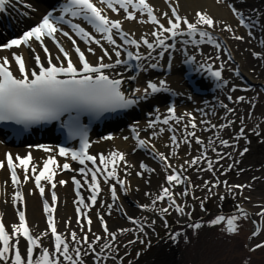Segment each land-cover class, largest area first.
<instances>
[{
  "label": "snow or ice",
  "instance_id": "6c2138e0",
  "mask_svg": "<svg viewBox=\"0 0 264 264\" xmlns=\"http://www.w3.org/2000/svg\"><path fill=\"white\" fill-rule=\"evenodd\" d=\"M17 3H21L24 7H30V5L24 4L23 0H16ZM164 2L171 9L170 14L163 12L161 16L167 19V26L161 22V19L155 14L157 10H154L149 0H98L100 5L104 7H98L94 0H64V3L60 5V15L54 16L53 11L47 12L43 15L40 22L33 26L30 30L23 32L19 38H13L6 43L0 44V50L19 49L21 46L31 48L30 42H36V44L43 50L44 57L36 52L35 48H31L33 53L32 58L39 71H29L25 58L18 52H11V59L9 56H0V122H12L16 125H23L22 130H27L32 125H40L49 123L51 121H61V118L67 116L66 120L61 121V128L67 129L68 139H79L78 149H69L67 147H59L58 150L43 148V151L55 152V155H49L46 159L42 160V167L35 162L31 153L24 155L23 157L16 155L15 157L6 153L3 160H0V169H7L10 174L11 184L14 189L12 196L13 205H24L25 198L23 193L19 190L22 183L18 174V169L23 172V183H28L29 180H34L35 187L39 190L41 197L45 196V188L42 185V181L51 185L52 189L57 187V183L61 186L65 185L67 181L59 180L53 182L59 171H79V173L85 177L83 183L75 176L72 177V183L76 188L77 200L74 203L76 207V224L80 228V233L72 230L70 227L71 217L65 221V229L68 233L66 236L64 233L58 231L57 221L55 219L57 195L55 191L51 193V205L47 199L43 202V212L46 217L47 229L39 234H33V231L27 221L24 210L17 209L16 216L18 223L11 224V232L7 231L6 225L3 219H0V262L3 264H84L81 259L82 248L70 247V244L86 245L87 250L84 251V255L91 254L93 259L100 261L101 259H107V257H101L100 252L105 249H111L112 243L117 240V233L110 231L104 216L97 210V217L100 222V227L103 230V236L93 232V221L88 217L86 212L82 209L95 206L97 204V198L100 195L102 189L98 176L103 177V182L109 184L110 180H115L120 185L121 189L125 188L126 181L120 179L117 174V169L121 164L128 167V162L125 158V154L121 151L114 150L107 156L99 154L94 156L89 154L90 142L88 139V128L81 123L82 116H88L90 121L103 116L105 113H118L120 110H126L138 105L141 101L146 100L153 94L168 91L166 81L161 79L158 83L149 80L143 89L136 88L132 90L130 94H126L122 90V85L125 83V79L122 74L115 71L118 66L129 65V61H141L154 59L153 51L156 48H163L164 51H160L158 55L163 57L165 52L177 47V37L186 36L189 39L179 41L180 44H191L194 48L201 44H212L217 50H221L222 46L217 43L212 33L205 29H213L222 21L214 20L213 17L207 14V12L197 11L195 14V22H190L187 17H182L178 14L177 8L172 6L169 0ZM242 3L243 0H240ZM11 3V0H0V12L5 11L7 5ZM217 4H224L225 0H216ZM227 8L231 11V14L237 19L238 25L246 29L255 28L260 26L264 30V25H260L259 20L254 19L241 12L233 3H227ZM105 8L110 9L113 13H117L119 10H123L125 13L124 19L128 21H137L138 23H150L156 25L157 29L150 32L152 37H155L154 43L149 39L141 36L139 40L132 39L129 32L123 31L122 20L111 19L105 12ZM255 12V10H253ZM137 13L141 16H146V19L140 20L137 18ZM71 18H80L82 21L87 22L92 26L95 33L101 34V38L97 39L93 34H90L80 23H73ZM58 25H67L72 33L76 37H79L84 44L99 46L102 51V55L97 57V62L93 64L87 58V54L96 55V50L93 47H87L86 51L82 50L77 44V40L69 31H63L62 27ZM229 33L233 32V28L229 25H225L222 29ZM57 34L62 35L71 42V49H66L60 43L57 38ZM167 34V35H166ZM195 39H191L192 37ZM248 36L253 37V32L249 31ZM119 37L123 44H118L117 39ZM164 37V38H161ZM45 38L51 39L58 49L60 55L52 56L49 48L45 45ZM233 38L237 41L244 40L243 36L234 35ZM105 41L107 45L113 46L111 48L105 47L101 41ZM166 40L173 41L172 43H166ZM251 42V40H249ZM261 45H264V40H259ZM131 45L136 49H140L141 45L146 46L148 49L147 55H141L139 51L134 55L132 51H127L123 46ZM183 50V49H181ZM122 51H126L127 59L122 60ZM112 53L115 55L113 61ZM230 58V53L227 54ZM254 58L264 59V54L253 51ZM47 59V65L43 60ZM107 58L110 62H105ZM211 59V57H208ZM216 60H220V56L215 57ZM54 60L56 63H54ZM14 61L15 67L18 69L19 75L14 74L12 71L11 62ZM195 57L187 56L185 63L193 64ZM169 64H171V56L169 55ZM141 67V65H137ZM158 67L157 63H148L144 70L148 68ZM107 70V71H106ZM203 74L205 65L200 64L196 69ZM224 70V63L219 65L217 70H212L211 65H208L206 71L210 73L211 78H214L218 83L215 84L216 88H221L222 85H227V80H222V71ZM114 73V74H110ZM129 79H135V77H129ZM234 86L231 91H236ZM137 93H140L137 95ZM191 99V97H189ZM229 101L233 100V97L229 95L227 97ZM245 102L244 96L235 98V103L239 104ZM255 106L254 104L252 105ZM221 107L226 109L227 113H233L234 109L227 104H222ZM199 111H203L202 109ZM168 115L164 116L161 120L158 116L155 120H150L147 124L149 129H155L157 122L159 121L163 125L168 126V132H175L176 129L170 125V121L176 122L177 125L181 121H185L184 129L189 127L193 131L187 132V137L182 143L191 147V141L194 140L196 145H203L204 141L197 135L196 129L198 127L196 117L191 112H186L183 115H177L175 107L169 106L167 108ZM252 115L251 112L248 113ZM200 124H208L206 120H201ZM241 127L239 131L233 136V139L239 141L240 139L247 138L246 127L244 126V117H240ZM235 121H228L226 124L219 126L213 124L212 128L219 127L220 129H227L233 127ZM21 129H13L14 132L20 133ZM205 128L203 131H207ZM254 134L260 135L259 126L251 130ZM133 136L136 143V148L145 149L149 147V142L155 136H159L165 132L164 128H160L159 131H153L148 139L140 138V130L133 127ZM104 139H112L111 136L104 137ZM125 140L129 137L125 136ZM169 140L176 148L180 147V143L177 140L176 135H171ZM246 142H250L247 141ZM219 143L225 147H234L229 144L228 140L219 139ZM154 148L155 146L152 145ZM133 149V151L136 150ZM216 151L215 148L212 149ZM248 148L245 147L243 151L239 152L242 157L248 152ZM70 158L71 161L78 162L80 167L78 170L73 169L67 162L59 164L56 156ZM153 158L159 159L164 163L166 169L172 168V165L168 163L170 157L166 156L162 152H153ZM175 151L172 152V156H175ZM219 155V153H218ZM231 154H229L230 156ZM204 157V153L201 152L199 156L193 157L190 160H185L184 164L188 167H192L199 164V161ZM220 159H224V156H220ZM86 162H90L92 167H89ZM239 163V161H234ZM141 171L136 172L137 176H141L145 171H148V166L143 162L139 165ZM233 165L228 166V170L232 169ZM213 162H208L207 169L201 168L200 171L212 172ZM154 171V170H152ZM184 171H187L185 168ZM240 171H243L241 169ZM90 174V179L88 178ZM126 175L130 173H125ZM224 173L222 172L221 175ZM239 174V173H238ZM167 186L161 185V191L158 195L152 199V204L155 205L157 201H165L167 199V207L159 209V213L167 214L170 209L180 215H184V207L179 205L174 198L171 188L175 185L182 184L189 179L187 176H183L182 173L177 172L175 168H172L171 174L166 176ZM147 183V181H146ZM224 184L231 192L234 189H242L244 187H250V185H229L228 182L217 180L215 184H212L208 189L212 191L218 184ZM88 185L91 195L87 198L90 203H85V199L80 195L79 189L84 185ZM209 181H204V185L207 186ZM191 187V185H189ZM109 191L111 193V199L113 203L107 205L101 201V207H107L109 215L113 209L114 203L118 200L117 190L114 185L109 184ZM31 194V192L29 193ZM150 193H145V196H150ZM176 195L186 196L188 195L187 189L182 193ZM224 199L223 196L220 197ZM247 199V197H245ZM117 210H121L117 205ZM141 208L147 209L148 205H140ZM203 201L201 202V209L203 210ZM239 208V206H238ZM243 212V209H239ZM191 215L190 213L188 214ZM258 216H264V208L257 213ZM81 216L86 220V224L81 223ZM244 217L247 218V213H244ZM133 224H136L140 231L144 230L145 225L140 224L139 221L128 217ZM226 219L228 233H236L239 231L237 220L239 217L232 215L225 218L224 216H218L216 219L210 221L211 224H220L221 221ZM155 224V220L152 221ZM193 229H199L201 224L196 222L189 225ZM165 227L167 223L165 222ZM120 233L129 232L131 229H118ZM260 229L257 228L252 232V236L258 235ZM179 233L170 236L173 241L176 240ZM45 237L50 238V244L52 250L49 247H45L42 243ZM21 238L26 242L25 251L22 252L20 248ZM104 239H108L109 243L100 244ZM136 241H128L129 244ZM143 243V241H140ZM100 244V252L96 251L94 245ZM127 246V245H125ZM256 248H264V244H257ZM39 250V251H37ZM72 253L75 255L73 256ZM139 255V253H137ZM62 258V259H61Z\"/></svg>",
  "mask_w": 264,
  "mask_h": 264
},
{
  "label": "bare ground",
  "instance_id": "6f19581e",
  "mask_svg": "<svg viewBox=\"0 0 264 264\" xmlns=\"http://www.w3.org/2000/svg\"><path fill=\"white\" fill-rule=\"evenodd\" d=\"M24 4L30 5V7H24L21 3H17L16 0H11V3L9 4V8L11 10L10 13V28H11V37L9 38V34L6 31H3V34H0V44L6 43L8 40L13 38H19L23 32L30 30L33 26L37 25L40 21L38 18L41 15V11L43 10V2L40 0H23ZM94 2H98V0H94ZM150 4L153 6L154 10L156 11V15L158 18L161 19V22L164 23L167 26V19L163 18L161 14L163 12H168L170 14L171 9L168 7V5L164 2V0H149ZM170 3H172V6L177 8L178 14L182 17H187L190 22H195V14L197 11L200 12H207L208 15L214 18V20L222 21L223 23L218 24L213 29H205L211 33H213L214 36H218L217 40L223 41V43H226L230 45L231 50V59H233V66L231 62L224 61V58L219 55L221 53L219 50L214 49L210 50L211 53L213 52V61L210 60L211 63H216L218 66L221 63H224V70L223 74L226 75V73L231 69L230 65L233 67L232 69L236 68L238 70V75L231 79L228 78V84L226 89H232L234 85H232L233 81H247V83H253L256 84L260 80L262 82L264 81V76L262 72L259 71V69L256 68L255 65L251 63H247L243 59H239L237 56L238 50H233L235 47L232 45V42L234 43L233 38L234 35H240L244 37V40L242 41H236V43H245V39L248 37L252 41V37L250 38L248 36V30L243 29L238 25L237 19L231 14V11L227 8V3H233L235 7H237L241 12L245 13L251 18L255 19V15L253 10H258L262 7H264V0H243L241 3L240 0H226L224 4H217L216 0H169ZM253 5V6H252ZM98 7H104L103 5H100L97 3ZM253 8V9H252ZM106 14L111 19H120L122 20V29L126 32H129L132 39L139 40L141 36H144L145 38L149 39L150 42H155V37H152L150 35V32L157 29L156 25H152L150 23H138L137 21H128L124 19L125 13L122 11V13H116V15L113 14V12L110 9L105 8ZM11 14L13 15L11 17ZM137 18L140 20L146 19V16H141L137 13ZM74 22V21H73ZM225 25H229L233 28V32L229 33L227 31H223L222 29L225 27ZM82 26V25H81ZM63 31H69L65 28H62ZM70 34L73 35L74 39L77 40L78 46L81 47L82 50L87 49V47H93L96 50V55L87 54V58L90 62L95 64L97 62V57L102 55V51L99 48V46L92 44V45H86L84 42L79 38L76 37L74 33L69 31ZM90 34H93V32L89 29ZM252 32V31H251ZM255 33L253 35H261L262 32H260V29L256 27L254 30ZM99 34V33H98ZM95 38L100 39V37H96L95 34H93ZM167 35V34H166ZM57 38L59 39L62 46H64L66 49H71L72 45L67 38L63 37L62 35L57 34ZM164 38V37H161ZM181 40L189 39L186 36H181ZM102 44H104L105 47L111 48L113 46H109L106 44L105 41H101ZM118 44H123V42H120L117 40ZM31 48H35L36 52L44 57L43 50L36 44V42H30ZM45 45L49 48L51 54L53 57L56 55H59L56 51L55 47L53 46V41L49 38H45ZM183 46V50H186L189 52L186 56L192 55L195 50L197 49L192 47L190 44H181ZM155 46V43H154ZM129 49L131 51L134 46L126 45L123 46ZM31 48L21 46L19 49H11V50H0V56H9L11 59V52L15 51L19 54H22L25 58L26 65L31 70L38 71L34 59L32 58L33 53L31 51ZM136 49V48H135ZM137 52L141 55H146L148 52V49L146 46L141 45L140 49H136ZM253 51H259L258 47H255ZM134 53V51H132ZM160 52V49H155L153 51V57L155 62L158 60L157 56ZM201 54V56L199 55ZM197 55V54H194ZM219 55L220 60H216L215 57ZM252 55V52H251ZM113 61L115 60V55L112 53ZM199 58L202 57V60L205 56H203L202 53H198L197 55ZM164 57V56H163ZM253 57V55L251 56ZM254 58V57H253ZM251 58V59H253ZM264 60V59H263ZM144 62V60H142ZM162 61V60H161ZM160 61V62H161ZM205 61V60H204ZM44 64L47 65V59L45 58L43 60ZM105 62H110L105 58ZM178 60L175 59L172 67H171V73L168 77H161L160 75H154L147 73L145 74L144 69L141 71V74L137 76V83L140 84L138 88L143 89L144 88V79H148L150 75H154V78L152 80H155L156 83L159 82V80L163 79L166 81V84L168 88L174 89V92L178 94L176 100H175V109L177 112V115H183L186 112H191L193 116L196 117V121L198 124L197 129L195 130L197 135L200 136V138L205 142H208L210 131L212 129L211 123L208 124H200L199 122L201 120L210 119V121L217 124L220 122L222 117L224 116V110L218 108L217 103L214 102V100H210L206 102L205 98H196L198 96H195L192 101L194 103H188L185 100L181 98L183 95L182 89H183V81L178 76L177 72L179 73L180 68H177ZM236 62V63H235ZM54 63L56 61L54 60ZM12 64V71L14 74L19 75L18 69L15 67L14 61L11 62ZM162 64H164V61H162ZM207 64V63H206ZM235 65V66H234ZM216 67V66H215ZM252 68L251 71H247L248 68ZM217 68V67H216ZM107 71V70H106ZM115 71H118L122 74V77L125 79V83L122 85V87H128L130 90H132V85L129 83V77H131L130 74L122 73V69L117 68ZM114 74V73H110ZM145 74V75H144ZM223 79L225 80L226 77L224 76ZM211 84H216V81L214 78L210 79ZM261 82V81H260ZM238 86V84H235V87ZM246 92H249L246 89ZM217 95V94H216ZM209 99V98H208ZM167 102L168 98L164 94H157L152 96L148 102H146L145 105H151L155 104L157 105V109L153 112L152 110H148V114H151L152 116H156V118L159 116L162 120L164 116H166V108H167ZM205 102V103H204ZM208 103V104H207ZM231 105L233 107L234 103ZM204 107H206V114H204ZM150 109V108H149ZM211 110V113L208 111ZM215 113V116H211V114ZM166 114V115H165ZM209 116V117H208ZM126 121V118L124 119ZM153 120V119H149ZM187 120V118H185ZM160 123V122H159ZM128 124H131L128 122ZM172 124V123H170ZM145 123H137L135 126L137 129H141L145 127ZM163 125L162 123L157 124ZM156 126V127H157ZM134 127V124H132V128ZM165 129V132L162 133L159 136H155L151 139L149 142V147L147 150L143 152H139L137 150L133 151V149L136 147V142L132 141L129 137L130 132L125 129V131L115 132L111 129L113 135L111 136L112 139H103L102 136L96 137L92 134L90 137V148L89 152L91 155L98 156L99 154L108 155L114 150L121 151L125 154V158L128 162V165H131L128 169H126V166H123L124 164H121L120 167L117 169L118 175H125L126 176V184L125 188L123 189V192L126 191L130 195L128 196V199L124 197V193L120 189H117V195H118V204L120 205L121 209L124 211L125 215L128 217H134V215H138V217L141 216V211L145 210L144 208H140L137 210H134L130 204V200H133L136 202L137 206L140 207V205H145L146 201L150 198L154 197L155 194L161 189L160 183L158 178L159 173L162 170H166L171 174L172 168H175L177 171L180 169V167H186L188 165L184 164L185 160H188V149L185 148L183 152H178L179 156H169V143L171 142L169 140V137L171 135H178L179 131H182V125L174 127L176 131L173 133H168L166 131L165 126L162 127ZM207 128V131H203V129ZM192 131V130H191ZM151 132V131H150ZM185 133V132H184ZM129 137L128 140H125L124 137ZM145 136V138H144ZM143 139H148L146 134L140 135ZM194 142V140H193ZM194 144V143H193ZM36 145V144H35ZM152 145L155 147L153 148ZM195 146V145H193ZM48 148L50 150L54 149L52 146H43V147H37L34 149L26 148V146H22L21 144H16L15 142L11 143H5L0 138V160H3L5 153H10L14 157L16 155H19L23 157L24 155H27L31 153L34 157L35 162L38 163L39 166L42 167V160L46 159L49 155H55V152L49 151L45 152L43 151V148ZM192 149H196V147H191ZM190 148V149H191ZM150 151V152H149ZM153 152H162L166 156H169L170 159L168 161L169 164L172 165V168L166 169L164 167V163L157 159L156 161L151 160L150 156H153ZM223 155V151H219L218 158ZM57 162L59 164L65 163V160L60 157L56 156ZM156 159V158H155ZM217 160V159H216ZM214 160V161H216ZM143 162L148 166V171H145L141 177L137 178L134 176V174L131 176V174L126 175L125 173H131L130 169L134 172L141 171L139 165ZM213 166H216V162L213 164ZM72 167V166H71ZM73 168V167H72ZM77 170L78 167L74 166ZM73 168V169H74ZM127 172H126V171ZM154 170V171H152ZM18 174L21 178V185L19 190L23 193L25 198L24 205H13L12 203V196L14 194V191L16 189L13 188L10 180V174L8 170L0 169V219H3V222L6 225L7 231L9 233L11 232V224L12 223H18V218L16 216L17 209H21L25 211L27 221L29 222V225L33 231V234H39L40 232H43L47 229L46 224V217L43 212V202L45 199H47L51 205V193L52 191H55L57 195V203H56V213H55V219L57 221L58 225V231L64 233L66 236L68 235L66 229H65V221L71 217L70 221V227L72 230H75L80 233V228L76 224V210L75 207L77 206L74 201L76 200L75 196L72 193V184L70 183L69 179L75 176L77 179H80L83 183V180L85 177H83L79 171H72L60 174L57 173V176L55 177V180L53 182H57L59 180H65L67 183L63 186L59 185L57 183V187L55 189H50L51 185L47 182L42 181V185L45 188V196L42 198L39 190L35 187L32 180L30 179L28 183H23V172L21 170H17ZM197 177V175H193V178ZM90 179V175L88 177ZM103 178V177H102ZM191 176L189 177V179ZM100 185L103 187L105 184L103 182V179H99ZM147 181V183H146ZM190 181V180H189ZM88 185H84L82 188H80V191L83 194V198L85 199V203L87 198L91 195V193L88 194ZM31 192V194H29ZM145 193H150V196H145ZM87 195V196H86ZM101 201L104 202L105 205L109 204V199L111 198V193L108 190L102 189L100 197ZM101 204V203H100ZM241 206L246 208L249 211V207L246 204L241 203ZM101 207V206H100ZM95 208L96 211L99 210L100 214L104 216V219L110 229V231L116 232L117 236H119L121 233L118 232V229H124L127 228L129 223L124 219L118 217L116 214H114V209L111 210V214L109 215V210L107 207L102 208ZM83 212H86V208L82 209ZM90 214L88 217L93 221L92 229L93 232L104 235L103 230L100 227V222L97 217V212H93V210L89 211ZM217 216L213 215H206L205 217L201 218L198 221H190L185 222L182 219L178 220L177 226L174 228V234L179 233V235L176 238L177 241V257H176V264H264V248H256L258 242V237L252 238L251 243L246 242V238L241 235L242 228L239 227V231H237L238 235L231 236L229 233L224 230L226 229V225L223 224L221 221L220 224H211L210 221L216 219ZM253 219L256 220V217ZM196 222H199L201 224V227L199 229H193L189 225L194 224ZM81 223L86 224V220L81 216ZM236 223H239L237 220ZM261 232L264 233L263 228L261 229ZM260 234V233H259ZM25 244L26 242L23 241L21 238L20 248L23 251H25ZM43 245L45 247H49L50 251L52 250L51 244H50V238L45 237L43 240ZM72 245V244H70ZM100 252V250H98ZM101 253V252H100ZM111 254V253H110ZM62 259V258H61ZM103 261V259H101ZM66 264V262H65ZM103 264V263H102Z\"/></svg>",
  "mask_w": 264,
  "mask_h": 264
},
{
  "label": "rangeland",
  "instance_id": "374dc122",
  "mask_svg": "<svg viewBox=\"0 0 264 264\" xmlns=\"http://www.w3.org/2000/svg\"><path fill=\"white\" fill-rule=\"evenodd\" d=\"M254 15L256 19L258 18L257 20H259L260 25H264V7L260 8L259 11L255 10ZM257 27L260 29V32H262V36L254 34L251 38V42H249L250 39L247 37L245 39V43L240 44L233 40L234 43L232 42V45L235 47L233 50H238L237 56L239 59H243L247 63L255 65L264 76V60L261 58L251 57V52H253L255 47H258L259 49L257 52L264 54V45L259 43V40H264V30H262L260 26ZM249 30L255 33L254 30ZM217 42L220 44L223 43V41L219 40H217ZM223 44L226 50H230V45L226 43ZM211 49L214 50L216 48L213 46ZM206 56L208 57V55ZM227 56L228 55L223 57L224 61L231 62L233 66V59ZM232 66L230 65L231 69L224 76L230 79L231 77H234L235 79L237 73H234V70L236 68L232 69ZM251 69L252 68L249 67L247 71H251ZM258 80L261 82L259 81L256 84L247 83V81L243 80L238 82L233 81L232 85L238 84L244 89H247L249 92H246V90L245 92L243 90H237L231 95L229 92L230 90H227V87H225L222 89L221 93L214 97V99L218 98L217 106L220 105V109L224 110V116L217 124L210 121V119H207V121L211 124L219 126L221 124H226L231 120L235 121L233 127L223 130L219 127L212 128L208 142H205L203 145H196L193 140L191 141V147H196V149H192L184 143L180 144V153L183 152L185 148H189L187 155L188 160L199 156L201 152H203L204 157H206L202 158V161H199L198 165L192 167H180L179 171H184L185 168L187 169V171H184L183 176H191V178L184 183L175 185L171 188V190H176L178 193H182L185 189H187L188 195L177 197V203L184 207L185 214L180 215L176 213L174 209H170L167 214L159 215L156 214L155 211L153 214V210L151 208L155 205L152 204V199L158 195L156 193V195L147 200L145 204L149 206L148 208L150 212L147 211L148 209L143 210L141 211L140 217H138V215H134L133 217V219L139 221L140 224L145 225L144 230L140 231L136 224L130 222L126 229H131V231L121 233L117 236V240L115 242H111L113 245L112 248L105 249L102 253V257L106 256L107 259H103V261H94L91 254L84 255V251L87 250L86 245H70V247L73 248H82L81 259L84 261V264H94V262L95 264H176L175 261L178 252L177 241L170 239V236L173 235L174 228L177 226L179 219H182L185 222L197 221L199 218L210 213L229 212L230 210L240 206L241 203L246 204L249 207L251 213L256 216V221L258 222L260 229L263 228L264 230V216L257 215V213L261 211V208H264V81L262 82L260 78ZM224 94L231 95L233 100L231 102H229L227 98L226 100H223ZM239 96H244L245 102L239 104L235 103V98ZM208 101L209 100L206 102ZM231 103H234V106L236 107H233ZM222 104H227L229 107L233 108L235 110L234 114L227 113L226 109L221 107ZM253 104L255 105L254 107L252 106ZM203 111L204 114H206V107H204ZM208 111L211 113V110ZM249 112L252 113L251 116L248 115ZM211 116L214 117L215 113L212 112ZM240 117H244V126L246 127V131L248 133L246 140L250 142H246L245 139H240L239 141L233 139V136L242 126L240 123ZM174 123L176 124V122ZM184 124L185 121H181L179 125ZM257 126H259V136L251 131ZM191 130L192 129L189 127L187 130L183 131L188 132ZM179 132L182 133V131ZM186 138L188 137L185 135H183V137L180 134L177 135V140L179 139V142L180 140ZM219 139L228 140L229 144L234 147H225L221 145L219 143ZM245 147L249 150L241 157L239 152L243 151ZM213 148H215L216 151H213ZM173 151V148H170L168 154L170 155ZM219 151H223L222 156H224V159L217 157ZM229 154L231 155L229 156ZM176 156H179V154ZM150 159H154L153 156ZM237 160L239 163H234V161ZM209 161L213 162V164L216 162V166H213L214 170L212 172L200 171L201 168L207 169ZM229 165H233L230 171L228 170ZM128 168L129 167L126 166V169ZM241 169H243V171H240ZM130 172L131 176L133 174L135 176L133 170L130 169ZM222 172L224 173L223 175H221ZM168 174V171L162 170L157 178L159 180L158 183L161 185H167L165 178ZM193 175H197V177L193 178ZM163 180L165 182H163ZM217 180H226L229 185H250V187L234 189L230 192L228 188L221 183L213 188L212 191H209L208 189L212 184H215ZM204 181H209V184L205 186ZM189 185H191V187H189ZM129 195L130 194L127 193L125 197L128 199ZM221 196L224 197L223 200L220 199ZM245 197H247V199H245ZM202 201L204 205L203 210L201 209ZM130 204L134 210L138 211L137 207H135V201L130 200ZM154 208H156V206ZM189 213L191 214L190 216L188 215ZM153 220H155V224H152ZM165 222L167 223V227H165ZM130 240L136 242L129 244L128 241ZM141 240L143 243L140 242ZM102 242L109 243L110 241L108 239H104ZM259 242H264L263 232L260 236ZM94 247L96 248V251L100 250L99 244L94 245ZM137 253H139V255H137ZM72 255L74 256L75 254L72 253ZM0 263L3 264V262Z\"/></svg>",
  "mask_w": 264,
  "mask_h": 264
},
{
  "label": "water",
  "instance_id": "95a60500",
  "mask_svg": "<svg viewBox=\"0 0 264 264\" xmlns=\"http://www.w3.org/2000/svg\"><path fill=\"white\" fill-rule=\"evenodd\" d=\"M232 215H236L237 217H239V223H238V227H241L242 229L244 228V235H249L250 233H252L255 229V225L254 223H252L248 217L245 218L244 217V212H241L239 210L234 211V213L232 214H227L224 215V217H230Z\"/></svg>",
  "mask_w": 264,
  "mask_h": 264
}]
</instances>
